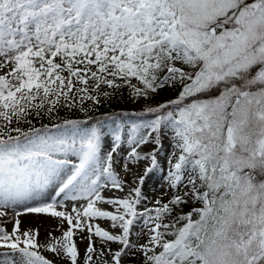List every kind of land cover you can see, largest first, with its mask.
Returning <instances> with one entry per match:
<instances>
[{"label": "snow or ice", "instance_id": "obj_1", "mask_svg": "<svg viewBox=\"0 0 264 264\" xmlns=\"http://www.w3.org/2000/svg\"><path fill=\"white\" fill-rule=\"evenodd\" d=\"M130 262L264 264V0H0V264Z\"/></svg>", "mask_w": 264, "mask_h": 264}, {"label": "rangeland", "instance_id": "obj_2", "mask_svg": "<svg viewBox=\"0 0 264 264\" xmlns=\"http://www.w3.org/2000/svg\"><path fill=\"white\" fill-rule=\"evenodd\" d=\"M165 95H167V94H165ZM121 107H131V105H113L111 108L112 109H115V108H121ZM103 108V107H102ZM102 108H101V110H102ZM45 123H47V121H44ZM37 126H39V125H37ZM151 147V146H150ZM157 178H159V175H160V173L159 172H157ZM152 187H153V182L152 181H149V183H148V189L147 190H151L152 189ZM157 187H158V185H157ZM186 211L188 210L187 208L185 209ZM56 224V221L54 220L52 223H50L49 224V226L50 225H55ZM49 226H47V227H49ZM9 227V230H10V226H8ZM46 227V228H47ZM43 230L44 229H41V232L43 233ZM82 247V246H81ZM130 264H134V262H130Z\"/></svg>", "mask_w": 264, "mask_h": 264}, {"label": "bare ground", "instance_id": "obj_3", "mask_svg": "<svg viewBox=\"0 0 264 264\" xmlns=\"http://www.w3.org/2000/svg\"><path fill=\"white\" fill-rule=\"evenodd\" d=\"M21 219L23 220V226H24V227H27V225H28V219L25 218V217H21ZM53 221H54V220H44V221H43V224H44L45 227H47V226H49V224L52 223ZM8 226L11 227L10 224H9Z\"/></svg>", "mask_w": 264, "mask_h": 264}, {"label": "trees", "instance_id": "obj_4", "mask_svg": "<svg viewBox=\"0 0 264 264\" xmlns=\"http://www.w3.org/2000/svg\"><path fill=\"white\" fill-rule=\"evenodd\" d=\"M113 109L112 108H109V107H103L101 112H112Z\"/></svg>", "mask_w": 264, "mask_h": 264}]
</instances>
